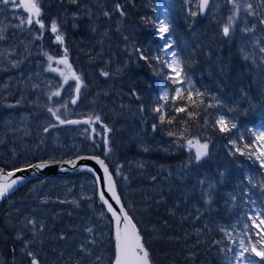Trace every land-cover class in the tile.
<instances>
[{
	"label": "trees",
	"instance_id": "16d2710c",
	"mask_svg": "<svg viewBox=\"0 0 264 264\" xmlns=\"http://www.w3.org/2000/svg\"><path fill=\"white\" fill-rule=\"evenodd\" d=\"M115 2L116 0H108L103 8L95 6L91 18L79 22L81 30H75L73 25L67 22V26L71 28L68 29L69 35L77 39H87L89 32L86 26H96L99 29L103 27L104 33H107L106 38H109L108 43L103 46V66L115 72L117 67H122L128 62L121 75L109 77L105 82L112 84L110 89H119L121 95L126 94L135 106L134 111L138 112L140 104L144 105L145 111L137 118V123H145L151 131L152 141H159L160 137H169L168 130L183 127L175 124L159 125L156 132H153L151 127L153 123H158L151 110L158 102V93L162 89L170 90L175 86L170 85L162 76L155 75L153 68L144 60H139L134 52L130 56L129 52L133 51L131 46L136 45L150 57L161 54L157 51L159 38L153 24L142 20V17L154 20L153 8L160 4V0H133L128 3L125 8L127 15L123 17L122 24H118V13H113L111 18L101 19L103 11L111 12ZM174 6L171 12V35L177 53L186 62L185 72L192 79L195 88L211 94L204 97L205 105L215 104L213 96L223 103L221 108L206 109L209 114L207 126H204V108L196 109L201 115L198 120H190L188 125L193 135H199L202 139L207 135L212 137L209 145L211 155L196 167V172L176 175V169L188 160L185 151H171L167 148L166 153H160L153 147L147 153H140L132 146L128 148L121 140V143L115 145L119 153L124 152L134 159L143 157L147 160L148 167L142 171L140 182H132L129 192L122 194L118 184L117 187L121 196L126 198L125 208L143 237L152 264H226L227 253L221 249L232 245L219 229H231L238 221L240 224L250 207L242 202L237 185L251 188V185L245 182V177L251 176L255 182L264 178V171L259 169L257 162L248 160L245 156L229 155L232 148L229 138L248 134L247 129L251 125L253 112L264 110V59L255 58L257 54L252 48L251 34L244 37L237 30L233 40L229 41L220 35L219 23H212L199 15L188 16L183 0H174ZM55 9L53 7L52 10ZM251 19L249 18V25L252 23ZM124 36L128 37L127 41L123 39ZM126 45L128 51L125 50ZM245 55L248 56L247 60L244 59ZM109 61L111 63H108ZM153 63L155 64V61ZM91 84L92 88L96 86L95 91L102 88L98 82L96 84V80ZM131 88L136 89L140 100L131 97ZM98 96L95 95V99ZM96 104L97 101L95 106ZM165 108L170 114H174L171 113L170 106L166 105ZM229 108L233 111L229 112ZM221 113L235 117L232 121L238 125L239 132L234 129L232 133H221L212 128L213 119ZM104 117L107 124H110V115L106 114ZM179 117L187 119L183 113L179 114ZM217 171L225 172V178L222 183L217 184L213 193L214 202L209 210L201 199L197 181L204 177L216 181L219 179ZM82 176L85 174L73 178ZM252 191L259 194V189ZM229 194L237 195L235 203L230 200ZM30 197L26 182L0 200V251L8 264L18 260L15 254L18 230L12 228L10 217L8 214L4 215V212L15 206H24ZM98 205L105 212L99 201ZM261 206L260 201H257L255 207ZM171 210L175 211L174 215L170 214ZM198 215L200 218L196 219ZM213 241L222 242L214 244ZM110 253L115 254L114 242Z\"/></svg>",
	"mask_w": 264,
	"mask_h": 264
},
{
	"label": "rangeland",
	"instance_id": "374dc122",
	"mask_svg": "<svg viewBox=\"0 0 264 264\" xmlns=\"http://www.w3.org/2000/svg\"><path fill=\"white\" fill-rule=\"evenodd\" d=\"M107 1L100 0L98 3L97 0H80V19L73 21L70 15L64 18L71 25L74 22L78 25L73 27L75 30H81L79 22L90 19L84 15L83 10L90 9L92 16L94 7L103 8ZM167 2L168 0H160V4L155 7H162ZM253 2L256 3L258 0ZM171 3L174 4V0H171ZM218 4V8L210 5V11L205 18L212 23H219L220 28V23L229 12L224 0H218ZM44 6L46 18L64 16L65 11L71 13L77 8L76 5L71 4H66L62 8L57 0H44ZM183 6L186 8L184 2ZM53 7L56 9L52 10ZM16 15L18 13H15L10 6L0 5V28H6L3 33L6 38L0 40V164L20 168L32 162H56L69 160L78 155H97L104 159L113 174L118 165H123L122 172L128 177L127 181L123 177H115V179L124 194L129 192L132 182H140L142 171L148 167V162L143 157L134 159L124 152L120 154L115 145L121 143V140L128 148L132 146L140 153H147L153 147L160 153H166L167 148L171 151L179 149L185 151L189 158L187 148L178 147L173 143L175 139L160 137L159 141L157 139L152 141L148 126L145 123H137V118L141 117V114L134 111L135 106L131 100L126 94L121 95L119 89H110L113 87L112 84H107L105 82L107 78L100 75L102 68H108L103 66V46L109 41L104 35L103 27L99 29L96 26H86L89 32L87 39H77L69 35L68 29L71 28L66 22L63 30L66 33L69 62L72 66L74 64L73 68L82 76L87 87L82 90L78 104L73 106L68 103L66 109L61 108V115L69 119L99 114L103 123L107 124L104 115L109 114L111 123L107 125L113 129L109 134L112 151L108 156H104L101 136L93 134L96 144L100 145L96 147L93 140L88 138L89 133L84 132V129L91 127L100 131V125L76 128L59 125L58 121L48 113L47 107H59L61 103H67L72 92L68 89L60 98L54 97L52 101L48 100V93L59 86L62 78L55 73L45 71L47 61L41 52L43 50L59 56L62 55V50L51 43L47 34L42 41H33L26 29L14 27L18 23ZM102 15L101 19L105 18ZM156 16L157 13L154 12L153 18L155 19ZM122 20V17L118 18V24H122ZM93 27L97 29L95 32L91 30ZM233 38L228 40L232 41ZM257 38L264 40V33L259 27L255 36L250 35V40L257 54L255 58L262 60L264 54L259 52V46L254 43ZM161 43L159 40V45ZM15 61H20L17 67L12 66ZM93 80H96V84L98 82L102 88L95 91L96 86L92 88L91 84ZM69 83L74 84V81ZM36 85L39 87H35ZM162 90L157 95V101L161 103L163 101H159L158 98ZM97 94L99 96L95 99ZM121 105L124 107L122 108ZM226 116L232 120L230 115ZM49 123L58 126L50 128L45 133L43 129ZM206 138L212 137L207 135ZM245 138L251 139V133L246 134ZM182 166L176 169V175H181ZM197 166L193 164L189 172H196ZM27 182L31 197L26 204L12 207L8 213L4 212V215L6 213L9 215L12 228L18 230L15 240L16 252L14 250L18 260L11 264H23L22 262L29 264V258L25 255L24 240L31 241L32 234L21 223L26 221V218H34L37 221V228L41 223L44 225L40 237L43 242L28 246V249L37 252L41 264H111L113 262L114 254L110 253L113 246L111 220L98 205L96 185L90 176L57 179L46 177ZM245 222L243 219L240 224L236 223L238 226L235 231L232 227L229 229L233 231L234 237L242 231ZM89 227L93 229L92 233L85 231ZM18 234L23 235L24 240L17 239ZM61 235L65 239H60ZM81 245L87 251H81ZM0 264H8L2 251H0Z\"/></svg>",
	"mask_w": 264,
	"mask_h": 264
},
{
	"label": "snow or ice",
	"instance_id": "6c2138e0",
	"mask_svg": "<svg viewBox=\"0 0 264 264\" xmlns=\"http://www.w3.org/2000/svg\"><path fill=\"white\" fill-rule=\"evenodd\" d=\"M99 3L100 0H97ZM133 0H116L112 11L104 10L103 16L111 18L113 13H118L120 17H125L127 12L125 11L126 5L132 3ZM186 6V14L191 17L204 16L210 11V5L218 8V0H183ZM57 3L63 8L66 4L76 5L75 11L68 13L65 11L64 16L47 17L45 14L44 0H0V5L10 6L11 9L18 13L16 19L18 23L14 27L20 29H26L31 34L33 41H42L47 34L53 45L58 46L62 50V55L54 56L46 51L41 52L47 61L45 71L55 73L62 78V82L59 86L48 93V100L52 101L53 98H60L62 93L71 90L72 96L67 103H61L59 107H47L48 113L58 121L59 125H100V131H97L95 127L84 129L85 133H89L88 138L93 140V144H96L94 135L101 136L102 144L104 148V156H108L112 151L111 140L109 134L113 131L107 124L103 123L101 116L95 114L89 116L87 119H67L61 115V108H67V104L71 103L76 105L80 100V95L83 89L87 87L84 83L82 76L77 73L69 62L68 47L66 43V33L63 30L66 25L65 16L70 15L73 21L80 19L81 9L79 7L80 0H57ZM225 5L228 8L229 14L220 23V35L224 38H233L237 28L244 35V37L255 36L257 28L259 27L264 31V0H258L254 3L253 0H224ZM174 4L171 0L162 6L154 7L153 12L157 13L154 20L150 18L142 17V20L146 23H152L155 32L158 35L159 40L162 42L157 47V51L162 54L148 56L145 51L136 45H132V52L129 55H133V52L139 60H144L149 67L153 68L154 74L162 76L167 80L170 85L175 86L171 89H163L162 94L159 96V101L152 107V112L156 115L158 123L151 125L152 131L156 132L159 125H183V127H177L174 130H168L167 135L169 137H175L173 141L178 147H186L189 152V158L186 164L181 168V174L186 175L193 164L200 165L202 161L210 157L209 145L210 138L202 139L199 135H193L191 128L188 126L190 120H198L200 112L196 111L198 108H204V126L209 123V114L207 108L223 107V103L216 97H212L215 104L208 103L205 105L204 97L207 94L195 88L192 79L185 72L186 62L177 53L174 47V41L172 39V24H171V12L174 9ZM84 15L91 18V10L84 9ZM243 12V16L241 13ZM215 19V16L213 17ZM249 18H252L253 22L249 25ZM47 19V22H46ZM243 25V26H241ZM78 25L74 22L73 27ZM95 32L97 29L93 27L91 29ZM119 31V28L117 29ZM6 28H0V40L5 39L4 32ZM104 35H107L105 32ZM125 41L128 40L127 36H124ZM103 43V41H101ZM254 43L259 46V52L264 54V40L257 38ZM125 50L128 51L126 45ZM244 59H248L245 55ZM155 61V64L153 63ZM20 61L13 62V67H17ZM108 63H111L109 61ZM128 62L126 61L122 67H117L113 72L108 68H102L100 75L109 78L121 75L127 68ZM156 65H159L157 67ZM69 81H74V84H70ZM67 85V89H65ZM35 87H39L36 85ZM130 95L136 100H140V95L135 88H131ZM19 103V102H17ZM168 105L171 108L170 114L166 111L165 106ZM123 108L124 105H121ZM145 111L144 105L140 104L138 112L142 115ZM229 112L233 111L232 108L228 109ZM183 113L185 118L179 117V114ZM232 119H235L233 117ZM57 124L49 123L44 127L43 131L47 133L50 128L57 127ZM214 130H218L221 133H232L234 129L239 132L238 125L230 120L225 114L221 113L216 116L211 124ZM247 131L251 133V139H246L243 134H240L236 138H229V144L232 148L229 151V155L232 156H245L248 160L257 162L259 169L264 170V110H257L253 112V119L250 127ZM181 141L183 143H181ZM147 150V149H145ZM80 160H95L97 164L103 169L105 188L100 190L98 195L100 201L106 206L107 212L111 213L115 222V259L113 264H152L151 256L148 249L145 247L143 237L140 231L137 229L136 224L133 222L132 217L125 208L124 203L121 200V195L117 191V182L115 177H123L127 181L128 177L123 175V165H118L114 169V174L109 170L105 161L98 156H77L75 159L65 160L63 163L70 165L71 168L79 167L80 170H86L93 173L97 183L100 182L101 177L95 174V170L89 165H78ZM52 162L42 161L37 164H28L25 167L42 170L48 168ZM59 163V162H56ZM143 165H141L142 167ZM25 168H14L11 170H5L0 168V200L4 199L14 188L22 183L26 178L23 176H16L17 172H23ZM69 169L61 168L60 171H68ZM35 175V172L33 173ZM216 181L204 177L198 179L197 184L200 187L201 199L203 203L211 210L213 204V193L216 190L217 184L222 183L225 178V172L217 171ZM155 179V177H153ZM245 182L249 187H241L237 185L240 192V198L242 202L249 205L248 212L243 219L246 221L242 225V231L233 236V231L220 228L219 230L224 233V237L230 242L231 247L221 249L222 252H226V264H264V180L255 182L251 176L245 177ZM252 189H259V194L252 191ZM106 193L108 194L106 196ZM119 206L113 207V203ZM230 200L235 203L237 201V195L229 194ZM257 201H260L261 207H255ZM46 202V201H44ZM199 212V209H197ZM170 214H175L174 210L170 211ZM103 215V213H101ZM203 215V213H200ZM200 215L196 219L200 218ZM186 218V217H185ZM25 228L32 234V240H24L23 235L18 234L17 239L24 240V248L26 249L25 255L29 258V264H41L38 259V254L35 251L28 249L29 244L42 243L41 233L44 231V225L41 223L37 228V221L34 218H26V221H21ZM239 223V221H238ZM236 225H232V229H235ZM85 231L92 233L91 227L86 228ZM60 239H65L63 235ZM95 243V241H91ZM222 241H213L214 244H220ZM81 251H87L83 245L80 246ZM99 259V257H97Z\"/></svg>",
	"mask_w": 264,
	"mask_h": 264
},
{
	"label": "water",
	"instance_id": "95a60500",
	"mask_svg": "<svg viewBox=\"0 0 264 264\" xmlns=\"http://www.w3.org/2000/svg\"><path fill=\"white\" fill-rule=\"evenodd\" d=\"M205 16H206V14L204 16H200V17L203 18ZM73 106H75V105H73ZM87 118L88 117H84V118L75 117V118H70V119L84 120V119H87ZM65 126L84 127V126H87V125L86 124H79V125H65ZM79 156H96V155H79ZM76 157H74L72 159H75ZM57 162H59V163H56V162L50 163V166L48 168H45V169H42V170H37V169H34V168H27L26 167L23 172H17L16 173V176H23L26 179L22 183H20L19 185H17L14 188V190H16L17 188H19L24 182H26L28 180L35 179V178L65 177V176L75 177V176H79L81 174L89 175L94 180V182H95V185H96V195H97L98 201L104 207L106 214L111 219V223H112V236H113V241H114V250L116 251V249H115V222H114V219H113L111 213L107 212L106 206L100 201L99 195H98L99 191L100 190H103L105 188L103 169L100 167L99 164H97L95 162V160H80V161H78V165H89L90 167H92L95 170V174L97 176L101 177L100 182L97 183V181L95 180V177H94L93 173H90V172H88L86 170H83L82 171V170L79 169V167H77V168H71L70 165L63 163V161H57ZM61 168H65V169H69V170L68 171H60ZM34 172H35V175H33ZM13 191H11V192H13ZM117 191H118V189H117ZM107 195L108 194L106 193V196ZM109 200H110L111 203H113V207L114 208H117V210H118L119 206L116 205L115 202L113 200H111L110 197H109ZM121 200L124 203V200H123L122 196H121ZM114 259H115V255H114ZM112 264H113V262H112Z\"/></svg>",
	"mask_w": 264,
	"mask_h": 264
},
{
	"label": "flooded vegetation",
	"instance_id": "af4514ba",
	"mask_svg": "<svg viewBox=\"0 0 264 264\" xmlns=\"http://www.w3.org/2000/svg\"><path fill=\"white\" fill-rule=\"evenodd\" d=\"M75 157V156H74ZM73 157V158H74ZM72 159V158H71ZM70 160V159H69ZM59 161H61V160H59ZM37 163H40V162H32L31 164L32 165H34V164H37ZM30 164V163H29ZM28 165V164H27ZM0 168H4L5 170H11V169H14L13 167H10V166H6V165H2V164H0ZM20 168H25V166L24 167H20ZM6 212L8 213L9 212V209H7L6 210ZM6 213V214H7Z\"/></svg>",
	"mask_w": 264,
	"mask_h": 264
},
{
	"label": "bare ground",
	"instance_id": "6f19581e",
	"mask_svg": "<svg viewBox=\"0 0 264 264\" xmlns=\"http://www.w3.org/2000/svg\"><path fill=\"white\" fill-rule=\"evenodd\" d=\"M41 138V137H40ZM172 178V177H171Z\"/></svg>",
	"mask_w": 264,
	"mask_h": 264
}]
</instances>
